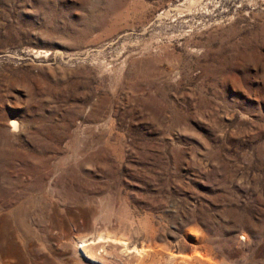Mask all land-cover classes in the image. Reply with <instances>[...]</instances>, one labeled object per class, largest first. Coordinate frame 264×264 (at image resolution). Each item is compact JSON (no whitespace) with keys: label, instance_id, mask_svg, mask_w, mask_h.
I'll return each instance as SVG.
<instances>
[{"label":"rangeland","instance_id":"rangeland-1","mask_svg":"<svg viewBox=\"0 0 264 264\" xmlns=\"http://www.w3.org/2000/svg\"><path fill=\"white\" fill-rule=\"evenodd\" d=\"M0 264H264V0H0Z\"/></svg>","mask_w":264,"mask_h":264},{"label":"bare ground","instance_id":"bare-ground-1","mask_svg":"<svg viewBox=\"0 0 264 264\" xmlns=\"http://www.w3.org/2000/svg\"><path fill=\"white\" fill-rule=\"evenodd\" d=\"M16 126H17V122L12 121L11 124H10L11 129H12V130H16V129H15ZM139 252H140V251H139ZM145 252H146V251H145ZM143 253H144V252H143ZM143 253H141V254H143ZM204 257H205V256H204ZM204 257H203V258H204ZM201 258H202V257H201ZM205 262H206V261H205Z\"/></svg>","mask_w":264,"mask_h":264}]
</instances>
